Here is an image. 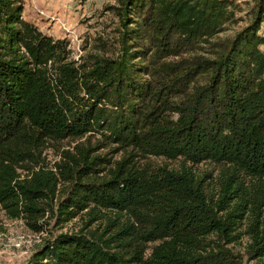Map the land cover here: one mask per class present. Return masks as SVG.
<instances>
[{"label": "trees", "instance_id": "obj_1", "mask_svg": "<svg viewBox=\"0 0 264 264\" xmlns=\"http://www.w3.org/2000/svg\"><path fill=\"white\" fill-rule=\"evenodd\" d=\"M236 6L118 0L113 52L100 37L72 59L0 0V207L38 232L81 223L33 264H244L245 214L244 253L263 258L264 0L223 37Z\"/></svg>", "mask_w": 264, "mask_h": 264}, {"label": "rangeland", "instance_id": "obj_2", "mask_svg": "<svg viewBox=\"0 0 264 264\" xmlns=\"http://www.w3.org/2000/svg\"><path fill=\"white\" fill-rule=\"evenodd\" d=\"M20 1L23 5L22 17L54 39H66L72 59H79V56L89 50L96 51L94 45L100 37L108 46L113 45L110 46L112 52L116 47L118 18L107 7L118 5V0ZM233 1L237 5L234 8L236 22L226 26L225 31L220 34L223 37L231 36L245 26L248 20L247 13L253 3V0ZM259 34L264 36V19ZM261 48L264 50V45ZM63 147H69L68 143H64ZM57 153L52 148L44 152L49 166L59 159ZM156 160L163 161L161 158ZM168 163L175 164V162ZM195 169L200 173L207 172L215 178L223 167L215 163L203 162ZM245 185L240 186L239 189ZM240 223L241 242L233 244L234 251H238L243 256L244 264H264V256L262 259H251L244 253V246L248 241L245 231L251 223V217L245 214ZM80 226L78 218L64 224H57L54 217L45 218L42 230L38 232L30 229L22 219L7 217L0 207V264H33L32 255L43 244L45 238L77 231Z\"/></svg>", "mask_w": 264, "mask_h": 264}]
</instances>
